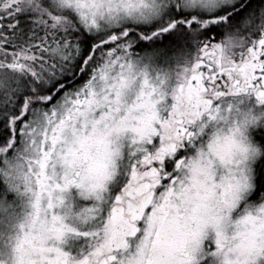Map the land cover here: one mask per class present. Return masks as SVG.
<instances>
[{"label":"snow or ice","instance_id":"1","mask_svg":"<svg viewBox=\"0 0 264 264\" xmlns=\"http://www.w3.org/2000/svg\"><path fill=\"white\" fill-rule=\"evenodd\" d=\"M0 264H264V0H0Z\"/></svg>","mask_w":264,"mask_h":264}]
</instances>
